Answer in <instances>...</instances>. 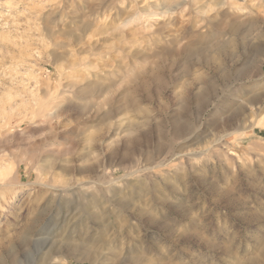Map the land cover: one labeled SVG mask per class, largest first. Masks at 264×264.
<instances>
[{
  "label": "rangeland",
  "instance_id": "374dc122",
  "mask_svg": "<svg viewBox=\"0 0 264 264\" xmlns=\"http://www.w3.org/2000/svg\"><path fill=\"white\" fill-rule=\"evenodd\" d=\"M262 119L264 0H0V264H264Z\"/></svg>",
  "mask_w": 264,
  "mask_h": 264
},
{
  "label": "bare ground",
  "instance_id": "6f19581e",
  "mask_svg": "<svg viewBox=\"0 0 264 264\" xmlns=\"http://www.w3.org/2000/svg\"><path fill=\"white\" fill-rule=\"evenodd\" d=\"M252 102H256V100L255 101H252ZM261 123V122H260ZM262 124H264V120L262 119Z\"/></svg>",
  "mask_w": 264,
  "mask_h": 264
}]
</instances>
